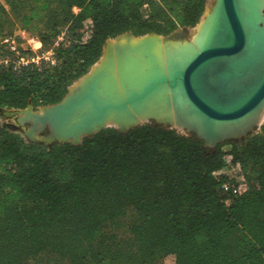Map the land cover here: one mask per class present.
Returning a JSON list of instances; mask_svg holds the SVG:
<instances>
[{
	"label": "trees",
	"instance_id": "trees-1",
	"mask_svg": "<svg viewBox=\"0 0 264 264\" xmlns=\"http://www.w3.org/2000/svg\"><path fill=\"white\" fill-rule=\"evenodd\" d=\"M206 6L207 0H4L0 35L13 17L53 52L54 63L0 64V108L58 104L110 39L194 28ZM227 158L247 183L238 195L224 192L230 182L215 177ZM51 260L264 264V125L213 148L155 123L50 146L0 127V264Z\"/></svg>",
	"mask_w": 264,
	"mask_h": 264
},
{
	"label": "bare ground",
	"instance_id": "bare-ground-1",
	"mask_svg": "<svg viewBox=\"0 0 264 264\" xmlns=\"http://www.w3.org/2000/svg\"><path fill=\"white\" fill-rule=\"evenodd\" d=\"M243 4L248 13V21L252 25L260 19L263 20L262 10L264 7L260 8V6L264 5V0H243ZM213 10L214 11H205L200 23L196 26V33L193 36V40H191V42L197 46L195 48L196 51L198 48L200 52L211 38L217 20L218 5H216ZM126 35L127 34L120 36L121 39H119L116 44L113 43L109 46L105 45L104 58L92 67L93 71L91 70V73L89 72L85 77L81 78V84H77L71 91L73 93L77 92L82 86L86 85L91 78L98 76V82L95 84L92 90L93 92L89 95L87 99L88 102L83 108L72 113H67L68 110L64 109L63 111H59L57 116H53V113L51 114L48 112L50 109H47L42 116L34 117V130L36 129L37 131V129L41 127L39 124L42 126H50L54 133V137H57L56 139L76 141L80 136L78 138L76 136L77 134L69 136L68 131L71 130V127L80 122L79 120H81L83 115L97 108L98 112H96L95 115L101 120L99 126H110L123 130L131 126H137L153 118L162 124H169L176 128L192 130L204 139L207 144L209 143L208 145L210 146L219 140L222 141L228 140V138L240 137L251 127H255V125L260 124L264 120L263 100L256 110L239 120L208 121L197 112L194 105L185 94L181 83L180 85L178 83V85L181 86L183 91L178 89L172 90L175 87L166 83L168 80H165V83L161 80L162 71L159 67H161V64L166 58L170 57V60L175 59V55H169V53H173L174 51L171 49L174 48L171 47L174 43L165 44L167 41L164 42L161 36L154 34L144 37L130 36L129 38L132 37L131 39L124 37ZM138 44L140 47H150L152 53H150V55H141V52H138L139 54L129 55L126 52L128 45L135 48ZM120 45L125 47L122 49ZM193 48L192 50H194ZM182 51L186 53L190 52V50L187 49H182ZM196 51H194L195 56L199 53H196ZM186 53L184 54L186 55ZM177 55V60L180 61L183 59L182 61H184L185 57H182V54L179 55V57H177ZM188 55L191 56L190 54ZM188 55L186 56L187 58ZM194 57H192V59ZM183 66L181 65V67ZM177 68L178 67H176V69ZM172 81L173 78L170 83ZM151 93L152 95H150ZM111 107H116V109L113 112L105 110V108L108 109ZM53 122H56L60 126L57 127L53 125ZM99 126H97L96 129H98Z\"/></svg>",
	"mask_w": 264,
	"mask_h": 264
},
{
	"label": "water",
	"instance_id": "water-1",
	"mask_svg": "<svg viewBox=\"0 0 264 264\" xmlns=\"http://www.w3.org/2000/svg\"><path fill=\"white\" fill-rule=\"evenodd\" d=\"M216 5H218L217 20L209 42L187 65L180 66L174 71L173 81L170 84L176 87L181 83L197 112L208 121H236L256 110L264 100V14L263 20H258L254 26L248 21L243 0H216L214 6ZM126 34L134 36L131 33ZM172 34L161 37L174 39L171 37ZM97 78L98 76L91 78L75 93L69 89L60 103L43 107H49L48 112L53 113V116H57L59 111L64 109L68 110L67 113L81 110L88 102L87 99L98 82ZM165 79V76L161 77V80L165 81ZM27 108L36 110L32 104ZM115 109L116 107L105 108L109 112ZM8 111L10 115L19 114V111ZM96 112L98 110L94 108L83 115L80 122L68 131L69 136L74 134H77V138L80 136L78 140L54 139L48 142L80 145L84 138L92 137L107 128H115L99 126L101 120L96 117ZM158 124L164 127L170 126ZM53 125L60 126L56 122H53ZM138 126L140 125L118 130L120 133H127ZM250 132L243 137L246 138ZM25 135L32 141L36 140L29 134L25 133ZM198 137L205 142L200 136ZM243 137L228 140H238ZM224 141L227 140H219L211 146L205 142V147L213 148Z\"/></svg>",
	"mask_w": 264,
	"mask_h": 264
},
{
	"label": "rangeland",
	"instance_id": "rangeland-1",
	"mask_svg": "<svg viewBox=\"0 0 264 264\" xmlns=\"http://www.w3.org/2000/svg\"><path fill=\"white\" fill-rule=\"evenodd\" d=\"M0 2L3 3L4 0H0ZM215 3H216V0H207V6H206L205 11H207V10L214 11L213 9L215 7L214 6ZM262 11L264 14V8ZM75 12H77L76 9H75ZM195 33H196V27H194V28H180L172 34L171 37L174 39H166L164 37H162V39L164 42L167 41V42H165V44H170L172 42H178V43L190 42L192 40L193 36L195 35ZM82 34H83V40L84 41L88 40V38L91 35V27H85L82 30ZM64 36H65V32L63 31V33L59 37L58 41L59 42L62 41ZM125 37L128 39L130 36L126 35ZM131 38H129V39H131ZM119 39H121V37H118L117 39H110L106 45H108V46L112 45L113 43L110 42L111 40H115V42H116ZM39 42H40L39 39L35 35H33L29 31L23 29L22 26L19 24V22L12 17L10 24H8V26L6 28V31L2 35H0V64L3 63L4 65H7V66L10 65L11 67L18 68V67L22 66L23 62H25V61H29V63L30 62L40 63L42 60H46L47 62H53L54 63V59L52 57L53 52L52 51H45L42 43L41 42L39 43ZM57 44L58 43H56V45ZM12 45H14L16 47L15 50L11 49ZM81 82H82L81 79L76 81L69 89H71V91H72L73 88L77 84H81ZM33 107H35V106H33ZM35 108H36V110H34V111H32L28 108L23 109V110L10 109L12 111H19V114H14V115H10L8 113L9 109H1L0 108V127L7 128L13 132L21 134L29 142L38 144L40 146H50L51 144H54V143H49L48 141H51V140H54L57 138V137H54V133H53L51 127L50 126H44V125L42 126L41 124H39L41 127H39V129H37V131H36V129L34 130V127H35L34 117L42 116L44 111H46L47 109H50V108L49 107H43V106L35 107ZM149 123L158 124L159 122L157 123L154 120H150L148 122H144V123H141L139 125L142 126V125L149 124ZM158 125H161V124H158ZM165 125H169V124H165ZM263 125H264V120L260 124L255 125V127L254 126L251 127L248 131H246L240 137H243L244 135H246L250 131L251 132L249 134L259 133L260 129ZM162 126H164V125H162ZM167 127H170L171 129H175L181 135L188 136L190 134H195L194 131L191 132L192 130L189 131V129L176 128L174 126L171 127V125L167 126ZM25 133L31 135L36 140H34V141L30 140L25 135ZM240 137H234V138H240ZM234 138H230V139H234ZM244 138L245 137H243V139ZM238 140H241V139H238ZM227 141H230V140H227ZM224 142H226V141H224ZM224 142H222V143H224ZM206 144H207V142H206ZM225 148L228 149L229 146H226ZM215 177L217 179L225 178L228 182L231 183V184L228 183L231 187L237 186L241 193L247 189V183H246L245 178L241 172V169L239 168V166L232 165L231 158H227L225 168L223 170L219 171L218 173H216ZM224 192H226V190H224ZM32 264H68V263L67 262L57 263V262L51 260L48 263L33 262ZM164 264H172V262L165 261Z\"/></svg>",
	"mask_w": 264,
	"mask_h": 264
},
{
	"label": "crops",
	"instance_id": "crops-1",
	"mask_svg": "<svg viewBox=\"0 0 264 264\" xmlns=\"http://www.w3.org/2000/svg\"><path fill=\"white\" fill-rule=\"evenodd\" d=\"M262 7H264V5H262V6H260V8H262ZM260 8H259V12H260ZM125 37V36H124ZM135 37V36H134ZM142 37V36H141ZM192 40H193V38H192ZM114 41V42H113ZM110 42H112V43H114V44H116L118 41H116L115 42V40H111ZM172 43H174L171 47H174V48H171L172 50H174L173 51V53L171 52V53H169V55L171 56H174L175 57V61L172 59V60H170V57L169 58H166L164 61H163V65L161 64V67H159V68H161V71H162V73H161V75L163 76V75H165V77H166V81H163L164 83L166 82V83H169L170 84V81L172 80V78H173V73H174V71H175V69H176V67H179V66H183V65H186L191 59H192V57H194L195 55V52L194 51H196V47L197 46H195V44H193L191 41L190 42H183V43H178V42H172ZM188 46H187V45ZM177 45H178V47H177ZM192 45H194V46H192ZM122 46V49L125 47V46H123V45H120V47ZM137 47H132L131 45H128V47H127V53L129 54V55H132V54H139L138 52H141L140 54L141 55H150V53H152V49H150V47H145V46H139V44L138 45H136ZM186 46H187V48H186ZM192 46V47H191ZM189 47V48H188ZM194 47V48H193ZM133 48V49H132ZM176 48V49H175ZM191 48V49H190ZM192 48L194 49V50H192ZM182 49H187V50H190V52L188 53H186L185 51H182ZM141 50V51H140ZM199 49L197 48V51H196V53H198L199 51H198ZM124 51V50H123ZM142 51H143V53H142ZM175 52H178V53H175ZM180 52V53H179ZM182 52V53H181ZM186 53V55L184 54V53ZM191 52H192V54H191ZM175 53V54H174ZM177 54H179V55H181L182 54V57H185V59H184V61H182V60H177V58H176V55ZM184 54V55H183ZM188 54H190L191 56H189ZM179 55H177V57H179ZM188 55V58L186 57ZM104 56H105V46H104V51H103V56L101 57V59L100 60H102L103 58H104ZM99 60V61H100ZM178 61V62H177ZM98 63V62H97ZM166 63V64H165ZM172 63V64H171ZM179 65V66H178ZM95 66V65H94ZM93 66V67H94ZM166 67V68H165ZM169 68V69H168ZM170 68H171V70H170ZM164 69V70H163ZM169 71H168V70ZM164 71V72H163ZM173 71V72H172ZM168 73H169V75H168ZM171 73H172V75H171ZM171 75V76H170ZM167 78H169V79H167ZM163 82H161V83H163ZM179 85H180V83H179ZM177 86V87H175V88H171L172 90H182V88H181V86ZM183 91V90H182ZM150 95H152V93L150 94ZM150 120H155L156 121V119H153V118H150V119H148L146 122H148V121H150ZM156 122H159V121H156Z\"/></svg>",
	"mask_w": 264,
	"mask_h": 264
},
{
	"label": "built area",
	"instance_id": "built-area-1",
	"mask_svg": "<svg viewBox=\"0 0 264 264\" xmlns=\"http://www.w3.org/2000/svg\"><path fill=\"white\" fill-rule=\"evenodd\" d=\"M40 43V42H39ZM11 49L12 50H15L16 49V47L14 46V45H12L11 46ZM27 64H29V61H25V62H23V65H27ZM222 189L223 190H226V191H232V193L234 194V195H238V194H240L241 192L239 191V189H238V187L237 186H233V187H231L229 184H224L223 186H222Z\"/></svg>",
	"mask_w": 264,
	"mask_h": 264
}]
</instances>
